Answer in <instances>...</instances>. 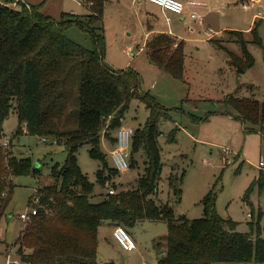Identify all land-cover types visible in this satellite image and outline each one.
Listing matches in <instances>:
<instances>
[{
  "label": "trees",
  "instance_id": "16d2710c",
  "mask_svg": "<svg viewBox=\"0 0 264 264\" xmlns=\"http://www.w3.org/2000/svg\"><path fill=\"white\" fill-rule=\"evenodd\" d=\"M82 1L88 13L64 12L55 19L43 14L40 4L0 0V136L14 108L19 121L16 135L23 133L24 124L28 133L53 137L67 149L64 162L52 167V182L38 188L30 198L32 204L38 200V211L23 224L15 242L20 264H114L97 260L99 228L121 225L129 230L144 220L167 224L165 240L155 242L158 264H264L261 211L250 223L251 232H239L236 221L218 213L213 189L200 201L203 214L199 218L177 214L169 201L159 200L165 164L159 143L163 134L160 125L172 119L171 112L181 107L167 108L143 90V78L136 69H115L107 63L103 26L107 0ZM258 24L254 23L249 39L242 31L228 30L242 48V56L224 48L233 66L245 69L254 65L247 49L249 42L262 46L264 59ZM74 25L89 34L91 49L67 36V29ZM174 40L168 33H157L145 46L153 64L186 82L184 41L175 45ZM133 99L148 110L145 124L135 129L129 154L130 167L138 164L134 156L141 154L143 171L134 186L116 190L113 179L119 172L113 164L108 165L101 141L104 138L115 146L113 132L122 126ZM223 104L230 109L229 115L235 113L242 121L246 132L264 136V101L230 95ZM213 112L205 116L186 114L191 121L200 122L208 120ZM179 129L174 127L165 136L169 143L176 141ZM84 144L89 145L90 156L101 162L96 182L107 190L97 200L93 196L95 183L77 161V151ZM32 167L30 158L16 157L0 145V218L14 192L12 177L35 174L38 169L32 172ZM183 180L184 170L171 167L167 182L175 203L180 201ZM255 187L264 192V169L247 188L244 201ZM110 189L116 191L110 193Z\"/></svg>",
  "mask_w": 264,
  "mask_h": 264
},
{
  "label": "rangeland",
  "instance_id": "374dc122",
  "mask_svg": "<svg viewBox=\"0 0 264 264\" xmlns=\"http://www.w3.org/2000/svg\"><path fill=\"white\" fill-rule=\"evenodd\" d=\"M24 1L33 5L40 4V11L55 19H59L64 12L83 13V6L77 0ZM195 1L204 2L206 6L196 8V12L204 16V21L187 19L184 22L185 28L182 29L183 38L187 39L184 42L186 82L175 79L150 62L146 44L143 45L145 50L138 51L134 48L133 52L126 51L133 44L117 39L118 28L123 20L111 13L113 8L106 12L105 19L106 60L116 69H136L143 78V90L149 91L160 104L172 109L181 107L180 110L171 112L172 119L163 121L160 125L163 134L159 137V143L165 164L159 183V200L169 201L177 214H185L191 219L199 218L203 214L200 201L213 189L217 194L218 213L224 218L229 217L236 221L237 231L251 232L250 223L257 220L259 211L263 213L260 226L264 227V192L260 193L258 187H255L248 201H244L243 196L258 177L260 170L264 169V138L258 132H246L244 124L235 117V113L231 118L228 112L230 109L226 108L223 100L227 96L235 95L252 96L264 101L263 48L249 42L247 49L254 57V65L245 69L235 67L229 63L230 56L224 48L239 56H242V48L233 41L236 36L225 30L242 31L249 39V32L258 21V32L264 43V0ZM168 15L172 17L171 20L173 17L178 18L171 11ZM66 34L86 48L93 47L89 34L76 25L68 28ZM210 36L215 38L211 40L212 43L208 40ZM172 37L176 39L177 36ZM208 111L216 112L208 120L200 122L191 121L186 114L191 112L205 116ZM147 117L148 110L145 105L133 99L122 125L136 129L145 124ZM18 125V117L12 108L3 123L0 144L9 140L6 150L16 157L30 158L38 170L35 174L12 177L14 192L6 213L0 220V264H6L8 255L12 261L19 260L15 242L23 224L27 223L20 218V214L31 211L34 204L30 202V198L38 188L52 182V167L61 165L67 156L63 143H56L53 137L44 141V137L28 133L24 124L23 133L16 135ZM174 127L180 128L176 134L177 139L169 143L165 136ZM101 149L106 155L108 165L112 166V146L108 140L102 139ZM88 150V144L81 146L77 151V161L81 170L95 183L93 196L97 200V196L107 188H102L96 182V171L101 167V162L92 158ZM134 158H137L138 164L119 172L113 179L116 190L136 184L137 177L143 171V160L140 153ZM171 167L177 171L184 170L182 194L180 201L176 203L174 199L171 200L173 196L167 182ZM6 193L3 192L4 197ZM128 231L136 244V249L131 252L123 250L113 241L105 240L106 232L111 233L110 229L100 230L97 260L100 263L113 261L114 264H158L155 242L165 240L167 224L164 221L144 220ZM253 235H256L255 227ZM7 244L10 245L8 249Z\"/></svg>",
  "mask_w": 264,
  "mask_h": 264
},
{
  "label": "crops",
  "instance_id": "0c3cea01",
  "mask_svg": "<svg viewBox=\"0 0 264 264\" xmlns=\"http://www.w3.org/2000/svg\"><path fill=\"white\" fill-rule=\"evenodd\" d=\"M77 1L78 3H81V5L83 6L82 7L83 13L81 14L88 13L89 10L84 5L83 1L82 0H77ZM184 2L186 3L187 1H184ZM12 5H14V3ZM109 9H112L111 11L112 14L117 15L119 19L123 20L121 24L119 25L120 27L118 28L117 39H119V41L121 42H132L131 44L133 45L126 48L127 52H133L134 48H136L138 51L145 50L143 45L146 44L147 40L152 35L157 34V33H162V32L168 33L171 36H177L176 40L178 42L179 41L185 42L187 39L183 38L184 35L182 34V29L185 28L184 22L187 19H190V20L194 19L191 17V13L193 12L194 8L189 6L188 4H186L184 13L182 15L173 13L174 15H177L178 18L173 17V19L171 20L172 17L168 15V13H170L169 10H165L161 8L160 6L153 4L147 0H107L106 6H105L104 17H103L105 37H106V30H107L105 26V19H106L107 13L110 12ZM127 17L130 19H128ZM167 18H170V21H167ZM193 31L194 30H192V32ZM225 31L227 32L228 30H225ZM175 32L178 35H176ZM213 39H215L213 36H210L208 38V40L211 43H212L211 40ZM178 42H175L174 44L176 45ZM147 58L150 59L148 56V53H147ZM230 116L231 118L234 117L232 115ZM261 137L264 138L263 135H261ZM108 142L110 143V141ZM110 145L112 146V149H113L114 145L112 143H110ZM103 228L105 229L107 228L111 230V233L109 234L106 232L107 237H104L105 240L113 241L114 243H117L113 238L114 226H101L99 228V231L102 230ZM9 247L10 245L7 244V249ZM157 254H158V249H157ZM157 258H158V255H157Z\"/></svg>",
  "mask_w": 264,
  "mask_h": 264
},
{
  "label": "built area",
  "instance_id": "2783aa9c",
  "mask_svg": "<svg viewBox=\"0 0 264 264\" xmlns=\"http://www.w3.org/2000/svg\"><path fill=\"white\" fill-rule=\"evenodd\" d=\"M153 4L160 6L165 10H169L178 15H182L184 13L186 4L193 7L194 10L191 13V17L194 19H198L200 22L204 20V16L199 15L196 12L197 7H201L206 5L204 2L188 0L186 3L182 0H147ZM167 21H170V18H167ZM135 133V129L130 126L122 125L116 132V144L114 148L110 151V156L113 162L114 168L118 172L126 171L130 168L129 154L131 150L132 137ZM44 141H47V138H43ZM9 140L2 141L0 145L6 148L8 146ZM110 193H114V189L109 190ZM34 206L30 212H23L20 214V218L23 221H28L32 218V216L37 214V204L38 200L35 199L33 202ZM250 217V214H248ZM113 238L119 244V246L125 251H133L136 249L135 241L132 235L128 232V230L118 225L113 229ZM6 264H20V260H10L9 255ZM140 264H147V262H142Z\"/></svg>",
  "mask_w": 264,
  "mask_h": 264
},
{
  "label": "water",
  "instance_id": "95a60500",
  "mask_svg": "<svg viewBox=\"0 0 264 264\" xmlns=\"http://www.w3.org/2000/svg\"><path fill=\"white\" fill-rule=\"evenodd\" d=\"M149 60H150V59H149ZM150 62H152V61L150 60ZM36 166H37V165H34V166L32 167V172L35 171Z\"/></svg>",
  "mask_w": 264,
  "mask_h": 264
}]
</instances>
